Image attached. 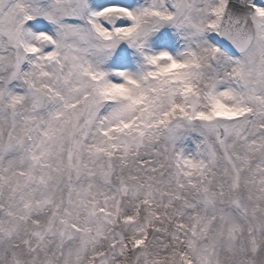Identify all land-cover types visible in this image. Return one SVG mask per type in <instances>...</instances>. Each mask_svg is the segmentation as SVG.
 Here are the masks:
<instances>
[{
	"label": "snow or ice",
	"instance_id": "obj_1",
	"mask_svg": "<svg viewBox=\"0 0 264 264\" xmlns=\"http://www.w3.org/2000/svg\"><path fill=\"white\" fill-rule=\"evenodd\" d=\"M0 264H264V0H0Z\"/></svg>",
	"mask_w": 264,
	"mask_h": 264
}]
</instances>
